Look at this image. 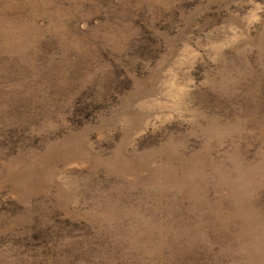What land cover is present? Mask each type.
I'll return each mask as SVG.
<instances>
[{
  "label": "rangeland",
  "instance_id": "1",
  "mask_svg": "<svg viewBox=\"0 0 264 264\" xmlns=\"http://www.w3.org/2000/svg\"><path fill=\"white\" fill-rule=\"evenodd\" d=\"M0 264H264V0H0Z\"/></svg>",
  "mask_w": 264,
  "mask_h": 264
}]
</instances>
